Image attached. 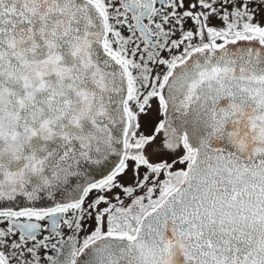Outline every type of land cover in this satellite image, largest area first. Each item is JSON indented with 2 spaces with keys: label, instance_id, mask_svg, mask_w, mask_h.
Wrapping results in <instances>:
<instances>
[{
  "label": "snow or ice",
  "instance_id": "obj_1",
  "mask_svg": "<svg viewBox=\"0 0 264 264\" xmlns=\"http://www.w3.org/2000/svg\"><path fill=\"white\" fill-rule=\"evenodd\" d=\"M0 264H264V0H0Z\"/></svg>",
  "mask_w": 264,
  "mask_h": 264
},
{
  "label": "flooded vegetation",
  "instance_id": "obj_2",
  "mask_svg": "<svg viewBox=\"0 0 264 264\" xmlns=\"http://www.w3.org/2000/svg\"><path fill=\"white\" fill-rule=\"evenodd\" d=\"M161 71H162V69H161Z\"/></svg>",
  "mask_w": 264,
  "mask_h": 264
}]
</instances>
